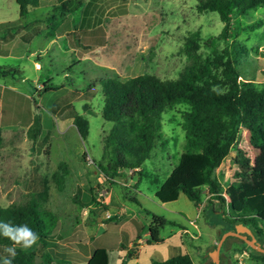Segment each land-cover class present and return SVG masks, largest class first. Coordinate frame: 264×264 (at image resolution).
<instances>
[{
    "label": "rangeland",
    "instance_id": "374dc122",
    "mask_svg": "<svg viewBox=\"0 0 264 264\" xmlns=\"http://www.w3.org/2000/svg\"><path fill=\"white\" fill-rule=\"evenodd\" d=\"M195 1L82 0L59 18L53 29L51 18L45 19L52 12V0H40L23 16L14 0H0L1 24H22L14 36L7 34L1 42L11 52L0 55V66L12 71L0 74V84H11L27 93L17 101L22 108L28 107L30 116L27 125L17 121L0 125V205L23 201L28 192L47 187L44 206L56 216L50 242L42 249L51 258L49 264H85L84 258L94 246L107 248L108 264H150L182 252L176 250L179 243L174 235L179 224L197 234L187 246L193 264H210L208 251L213 245L212 234L216 238V224L224 227L220 235L233 230L222 220L224 208H218V200L217 211H213L210 204L197 206L181 192L167 202L154 197L153 189L186 149L182 117L172 108L161 112L160 138L143 159L140 171L118 169L107 183L97 166L107 160L102 135L111 126L99 113V79L109 76L122 80L141 72L175 77L187 62L180 49L184 36L197 30L203 39L217 34L222 26L216 12L197 11ZM261 11L264 9L251 11L247 19ZM262 29L263 25L246 27L237 35L249 48L237 65L241 77L264 79ZM4 30L17 31V26ZM222 44L218 41V46ZM208 50L203 45L198 48L202 55ZM13 68L19 71L13 72ZM46 81L56 89L36 86ZM70 108L87 120L84 136L72 124ZM236 146L242 148L251 166L264 162V157L248 145L242 128ZM234 152L229 150L213 171L222 185L235 167ZM100 186L106 193L98 194ZM105 211L112 216L103 217ZM152 213L174 223L164 224L158 232L160 239L147 243L149 234L142 232L148 228ZM138 236L140 244H136ZM170 240L176 245L174 251L168 248ZM118 241L130 245L125 248ZM242 242L244 239L226 233L218 248V264H237L238 249L234 248L242 247ZM6 248L0 247L1 255L8 253ZM40 251L35 261L40 260ZM243 264L264 263L247 256Z\"/></svg>",
    "mask_w": 264,
    "mask_h": 264
},
{
    "label": "trees",
    "instance_id": "16d2710c",
    "mask_svg": "<svg viewBox=\"0 0 264 264\" xmlns=\"http://www.w3.org/2000/svg\"><path fill=\"white\" fill-rule=\"evenodd\" d=\"M14 1L18 14L23 16L28 7L37 6L40 0ZM52 1V12L45 19L51 18L53 29L59 18L82 2ZM195 8L197 11L216 12L222 26L217 34L203 39L197 30L184 36L180 49L187 62L175 77L161 78L154 73L141 72L122 80L109 76L99 79V113L104 120L111 122V126L102 135V152L107 160L97 166L109 181L118 169L142 164L154 142L160 138L161 112L172 108L182 117L186 149L179 153L176 163L156 187L154 197L167 202L176 199L181 192L197 204L208 194L209 201L216 198L221 208L223 206L224 222L232 227L234 223L244 224L251 230L255 241L262 245L264 162L251 166L242 148L236 146V140L239 129H244L248 145L264 157V79L256 81L251 77H241L237 67L239 60L248 55L249 49L237 38L239 31L263 25L260 35L264 38V11L253 14L251 20L247 19L251 11L264 9V0H196ZM218 41L223 44L218 46ZM201 45L209 48L207 54L198 52ZM11 71L0 66V73ZM16 71L19 70L13 68V72ZM41 89L51 90L56 86L46 81ZM16 107L13 112L2 108L0 125L16 121L27 125L30 121L28 107L22 108L18 101ZM70 114L77 132L84 136L87 120L73 108H70ZM231 149L235 151V167L228 181L222 185L213 171ZM204 188L205 192L202 191ZM47 195V187L43 185L38 191L28 192L23 201L0 205V222L13 226L27 225L39 237L32 247L23 248L0 233V247H12L16 253L14 257L9 253L0 254V264L5 258L10 259L12 264H49L51 258L42 249L50 242L56 216L44 206ZM166 223L174 222L152 213L148 223L149 237L145 241H158L159 229ZM40 248V260L35 261ZM234 249H245L249 257L264 263V253L245 242H242V247ZM84 261L85 264H108L107 248L94 246ZM150 264L193 263L190 256L182 251L152 260Z\"/></svg>",
    "mask_w": 264,
    "mask_h": 264
},
{
    "label": "crops",
    "instance_id": "0c3cea01",
    "mask_svg": "<svg viewBox=\"0 0 264 264\" xmlns=\"http://www.w3.org/2000/svg\"><path fill=\"white\" fill-rule=\"evenodd\" d=\"M2 23H4V22H2ZM15 26H17V31H13V32H5V28H13V27H15ZM22 26V24H1V21H0V55L1 54H4L5 52H7V53H9V52H11V49L8 47V48H3L2 47V41L4 40V37L5 36H7V34L10 36V37H12V36H14L15 34H16V32H18V30L20 29V27ZM17 35L18 36H21V34L20 33H17ZM18 70V69H17ZM0 74H3V73H0ZM6 74H9V73H6ZM48 83H50L49 81H48ZM43 83H41V85H42ZM51 84V83H50ZM41 85H39L38 83H36V86L37 87H40L41 88ZM20 95H24V96H27V93L26 92H21V91H18V90H16L15 88H14V86L13 85H11V84H7V85H3V84H0V119H1V115H2V113H1V110H2V108H4V103H5V108L6 109H8V110H10L11 112H13L17 107H16V104H17V100H19L18 98H19V96ZM12 114V113H11ZM10 114V115H11ZM30 123V121L27 123V124H29ZM141 165L142 164H140L138 167H134V168H127L129 171H140V169H141ZM165 178V177H164ZM112 179L110 178L109 179V181H107V180H105L107 183H109L110 181H111ZM104 183V182H103ZM102 183V184H103ZM160 183H158L156 186H155V188L153 189V193H154V191H155V189H156V187L159 185ZM205 189H202V191H204ZM101 191L102 192H104V193H106L105 191H106V189H103V187L102 186H100V188H99V192H98V194L100 195V193H101ZM206 191V190H205ZM108 195V194H107ZM178 196V195H177ZM208 198H209V195L208 194H205L204 195V197L202 198V200L199 202V203H197L196 205L197 206H202V207H205V205H206V203L207 204H210V207H211V209L213 210V211H217L216 210V208H217V204H216V198H212L210 201L208 200ZM107 199V198H106ZM104 201H105V199H104ZM106 203V202H105ZM219 205V204H218ZM219 209L221 208L220 207V205H219V207H218ZM154 214V213H153ZM112 216V214H109V212L108 211H105L104 212V215H103V217H111ZM159 215V214H158ZM160 216H163V215H160ZM216 225H218L215 229H216V233H215V235H216V238L214 237V235L212 234V239H211V241H210V244L212 243V244H215V242H216V240H217V238L220 236V233H221V231H222V229L224 228L220 223H217ZM175 232V234L174 235H176V237H177V241H178V243H179V246H177V249L176 250H178V248L180 249V250H182V251H185L189 256H190V258H191V255H190V252L187 250V246H189V244H188V241L190 240V239H194L195 237H197V234H195V233H193V231H191V230H188L186 227H184L183 225H180L179 224V226L174 230ZM146 233H148V228L147 229H145V231H143L142 232V234H146ZM140 236V235H139ZM136 237V244H140V242H142V239H141V237ZM159 236V235H158ZM118 244L119 245H124L125 246V248H127L130 244H129V242H126V244H123V242L122 241H118ZM116 245V244H115ZM168 245V248H170V250H172V251H174L175 250V247H176V245H174V243H173V240H170V243H168L167 244ZM89 254V253H88ZM87 254V255H88ZM192 260V259H191ZM85 262V261H84ZM151 262V261H150ZM204 262H206V256H205V258L203 259V263ZM193 263V262H192Z\"/></svg>",
    "mask_w": 264,
    "mask_h": 264
},
{
    "label": "clouds",
    "instance_id": "9594fccd",
    "mask_svg": "<svg viewBox=\"0 0 264 264\" xmlns=\"http://www.w3.org/2000/svg\"><path fill=\"white\" fill-rule=\"evenodd\" d=\"M0 233L23 248L32 247L39 238L27 225L13 226L9 223L0 222ZM5 251L12 257L16 254L15 249L12 247L6 248ZM3 264H12V262L10 259L5 258Z\"/></svg>",
    "mask_w": 264,
    "mask_h": 264
},
{
    "label": "water",
    "instance_id": "95a60500",
    "mask_svg": "<svg viewBox=\"0 0 264 264\" xmlns=\"http://www.w3.org/2000/svg\"><path fill=\"white\" fill-rule=\"evenodd\" d=\"M226 233L244 239L245 243L248 246L264 253V247L259 245L255 241V237L252 235L251 230L242 223H234L233 230H230L220 235L216 240L214 247L210 251H208V256L210 257L212 264H218V248Z\"/></svg>",
    "mask_w": 264,
    "mask_h": 264
},
{
    "label": "built area",
    "instance_id": "2783aa9c",
    "mask_svg": "<svg viewBox=\"0 0 264 264\" xmlns=\"http://www.w3.org/2000/svg\"><path fill=\"white\" fill-rule=\"evenodd\" d=\"M34 66L38 67V63L35 62ZM188 223H191L192 225H194L193 221H191V220H188ZM247 256H248V253L245 249H241L238 252H236L235 260H236L237 264H243V259L246 258Z\"/></svg>",
    "mask_w": 264,
    "mask_h": 264
}]
</instances>
